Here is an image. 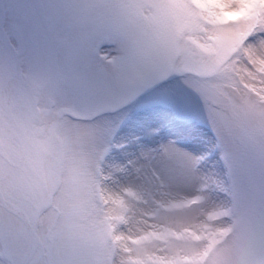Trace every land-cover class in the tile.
Wrapping results in <instances>:
<instances>
[{
    "label": "rangeland",
    "instance_id": "374dc122",
    "mask_svg": "<svg viewBox=\"0 0 264 264\" xmlns=\"http://www.w3.org/2000/svg\"><path fill=\"white\" fill-rule=\"evenodd\" d=\"M14 2L0 0V11ZM71 2L89 12L112 5L138 55L118 90L94 96H68L39 74L0 73V145L38 174L1 161V184L29 217L42 198L47 205L35 264H264L217 148L219 138L264 155V62L252 67L264 53V0ZM234 11L243 18L221 20ZM65 106L83 120L109 110L84 123L75 111L59 116ZM197 196L192 207L168 208ZM1 224L0 264H14L31 236L0 208Z\"/></svg>",
    "mask_w": 264,
    "mask_h": 264
},
{
    "label": "snow or ice",
    "instance_id": "6c2138e0",
    "mask_svg": "<svg viewBox=\"0 0 264 264\" xmlns=\"http://www.w3.org/2000/svg\"><path fill=\"white\" fill-rule=\"evenodd\" d=\"M88 7L71 0H15L0 11V73L39 74L71 97L118 90L137 59V37L109 15L112 5L97 4L91 12ZM217 148L264 253V155L219 138Z\"/></svg>",
    "mask_w": 264,
    "mask_h": 264
},
{
    "label": "water",
    "instance_id": "95a60500",
    "mask_svg": "<svg viewBox=\"0 0 264 264\" xmlns=\"http://www.w3.org/2000/svg\"><path fill=\"white\" fill-rule=\"evenodd\" d=\"M3 206L6 207L8 210H10L11 212L15 213L16 215L20 216L21 218H23L26 222V224L28 225V227L30 228V231H31V234L33 235V238H34V241H35V244L37 245L39 243V239L37 237V234L35 232V225H36V218H34V222L33 224L31 225L27 219L21 214V212H19L17 209L15 208H12V207H9L7 204H6V201H3L2 202ZM35 250V246L33 247V252ZM31 263V258L27 261L26 264H30Z\"/></svg>",
    "mask_w": 264,
    "mask_h": 264
},
{
    "label": "bare ground",
    "instance_id": "6f19581e",
    "mask_svg": "<svg viewBox=\"0 0 264 264\" xmlns=\"http://www.w3.org/2000/svg\"><path fill=\"white\" fill-rule=\"evenodd\" d=\"M257 56H260V59H259V61L255 62L253 64V66H252L253 69H258L261 66V64L264 62V60H263L264 53L263 52H257ZM246 82H247V80H246ZM249 83L256 85V81H254V80H251V82H247V84H249ZM23 215L26 216L25 214H23ZM29 250H30V248L29 249L27 248L25 255L23 257L20 256L21 258L19 260H17V262L15 264H24L25 259L29 253Z\"/></svg>",
    "mask_w": 264,
    "mask_h": 264
}]
</instances>
